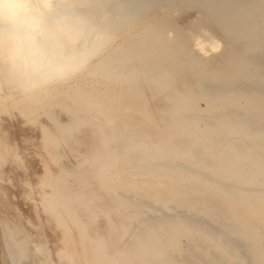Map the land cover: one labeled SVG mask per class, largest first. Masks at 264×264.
Segmentation results:
<instances>
[{"label": "bare ground", "instance_id": "6f19581e", "mask_svg": "<svg viewBox=\"0 0 264 264\" xmlns=\"http://www.w3.org/2000/svg\"><path fill=\"white\" fill-rule=\"evenodd\" d=\"M34 3L66 71L34 81L0 48V193L9 105L49 116L58 169L26 183L34 233L0 215V264H264V0Z\"/></svg>", "mask_w": 264, "mask_h": 264}, {"label": "clouds", "instance_id": "9594fccd", "mask_svg": "<svg viewBox=\"0 0 264 264\" xmlns=\"http://www.w3.org/2000/svg\"><path fill=\"white\" fill-rule=\"evenodd\" d=\"M0 48L14 70L42 82L66 71L57 35L34 0H13L0 11Z\"/></svg>", "mask_w": 264, "mask_h": 264}, {"label": "rangeland", "instance_id": "374dc122", "mask_svg": "<svg viewBox=\"0 0 264 264\" xmlns=\"http://www.w3.org/2000/svg\"><path fill=\"white\" fill-rule=\"evenodd\" d=\"M50 104L51 103L49 104L43 103V108L46 109V108L56 107ZM9 106H10L9 110L6 113V117L8 120L7 121V127H8L7 135H8V138L13 139V137L15 138L17 137L19 140H18L17 146H13V147L11 146L10 150L7 152L8 161L9 163L11 161H18L20 164V168L21 167L22 168L20 169V179H19V188L17 191L18 192L17 196L16 197L12 196L11 193H9L7 194L6 197H3V195H1L0 193V203L2 204L1 209H0V215L1 216H23L22 217L23 223L30 230L31 233H34V229L32 225L26 223V219H25V216H36V214L29 207L26 183L27 181H30L33 183L34 191H36L37 196H38L42 189V180L45 176L46 171L50 169H52L53 171H57L58 169L50 160L49 153L47 152V149H46L47 142L44 141L45 139L42 136L43 134L42 132H40L42 131V129H40L42 127V124L51 123L49 122L51 120L49 121L47 120L49 119L47 118L49 117L48 115L47 117H45L43 116V114L42 115L39 114L41 115L39 118L41 120V122L39 121L41 126H38V123H39L38 117L36 118V120H32L28 115L23 114L17 108L12 107L11 105ZM62 116H65V114L63 113ZM15 124H18V127L20 129ZM34 124L37 128L33 126ZM12 126L13 128H11ZM15 127H17L18 129ZM24 139H27V140H24ZM68 158L65 157L63 158V160H66ZM30 164H32L33 168L29 167ZM10 188L12 189V187ZM12 190H15L14 187ZM41 216H46V215L42 213ZM167 251L172 252V249L167 248Z\"/></svg>", "mask_w": 264, "mask_h": 264}]
</instances>
